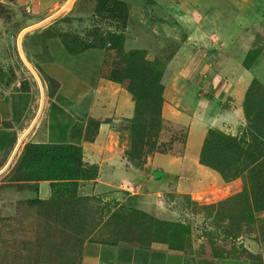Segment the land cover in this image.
I'll return each instance as SVG.
<instances>
[{
    "label": "rangeland",
    "instance_id": "1",
    "mask_svg": "<svg viewBox=\"0 0 264 264\" xmlns=\"http://www.w3.org/2000/svg\"><path fill=\"white\" fill-rule=\"evenodd\" d=\"M157 5L160 3L156 0H65L51 17H45L48 15L29 12L28 4L12 7L4 1L0 2V38L15 42L22 85H37V76L20 58L21 52L26 54L40 80L43 83L46 80L53 91L56 82L46 74L42 76L36 67L60 76V63L40 67L41 63L54 60L51 53L60 49V62L65 57L70 59L76 73L84 75L91 68L139 97L136 138L131 124L124 122L118 126L127 149L136 139V154L142 157L157 151L179 153L187 126L160 120L159 95L164 97L162 86L165 88L174 74L170 73L168 64L179 47L178 39L184 41L186 35L175 27L174 15L172 18L158 10L153 13ZM163 26L170 29L165 30ZM139 31L142 41L136 44ZM263 37L260 36L259 42L262 43ZM96 49V54L90 52ZM135 50L141 52L134 53ZM209 59L208 54L206 63ZM258 62L254 61L251 66L256 79L249 97L252 105H257L264 94V63ZM236 68H229L233 76L238 73ZM197 99L193 97L192 102L197 103ZM203 99V109L216 105V99ZM246 123L245 118L235 134L217 129L209 136L204 159L220 165L226 175V178L220 175L223 183H217L215 192L210 191L205 197L197 193L193 196L170 194V200L175 201L173 206L182 213L181 220L158 225L147 219L143 222L145 219H137L134 213L117 207L116 195H83L80 180L55 182L52 204H35L31 199L17 200L15 204L14 191L25 192L28 187L38 190L37 182L29 183L34 180L28 175L35 178L50 167V173L58 178H67L72 173L70 165L56 160L51 150L36 154L48 161L31 160V169L20 172L18 165L24 147L14 167L0 179V264H82V244H79L82 239H105L113 235L138 237L143 245L132 244L139 246H148L165 237L183 244L184 249H193V243H197V251L207 258V264H264V140L251 139L245 133ZM240 139L246 142L242 144ZM243 146L248 149L242 151ZM92 176L93 170L87 168L79 178ZM11 204L16 206V212ZM60 209L62 218L68 219L64 230L59 228ZM111 215L114 223L106 224ZM116 216H123V220ZM71 235L80 237V241L77 243Z\"/></svg>",
    "mask_w": 264,
    "mask_h": 264
},
{
    "label": "crops",
    "instance_id": "2",
    "mask_svg": "<svg viewBox=\"0 0 264 264\" xmlns=\"http://www.w3.org/2000/svg\"><path fill=\"white\" fill-rule=\"evenodd\" d=\"M4 1L12 7L28 4L32 14L51 17L65 0H0ZM156 1L160 5L153 13L158 10L172 18L174 15L175 27L186 35L184 41L178 39L179 47L170 58L168 67L174 74L165 85L162 107L166 120L187 126L183 152H154L142 166L134 165L128 160V144L119 129L136 114V103L128 90L91 68L84 75L76 73L70 59L60 62V49L51 53L54 60L40 67L60 63L63 76L36 67L42 76L56 82L53 91L46 80L43 83L36 76L37 85H22L15 42L5 37L0 38V179L14 167L28 143L77 144L82 146L84 162L98 168L96 178L80 180L83 195H116L119 208L126 205L176 222L182 213L173 206L170 194L205 197L215 192L217 183H223L216 170L201 162V153L210 129L235 134L245 122L244 101L254 75L244 62L256 47H261L264 59V40L259 42L264 36V0ZM139 32L136 44L142 41ZM97 50L90 52L96 54ZM20 58L23 60L21 53ZM230 66L237 67L236 75ZM193 97L198 98L197 103L192 102ZM206 97L216 99L213 108L203 109ZM90 121L99 124L88 140ZM37 188L14 191L15 204L17 200H48L52 196L49 180H39ZM10 207L16 212V206ZM197 246L193 243V249H184L162 241L139 246L88 240L82 247V264H207Z\"/></svg>",
    "mask_w": 264,
    "mask_h": 264
},
{
    "label": "trees",
    "instance_id": "3",
    "mask_svg": "<svg viewBox=\"0 0 264 264\" xmlns=\"http://www.w3.org/2000/svg\"><path fill=\"white\" fill-rule=\"evenodd\" d=\"M140 50H135L133 51L135 52H139ZM141 52V51H140ZM261 63H264V59L262 57V53H261V47H256L253 48L252 50H250L247 54V57L245 59V66L247 68L251 69V66L253 65L254 61ZM253 61V62H252ZM262 63V64H263ZM253 72V71H252ZM254 75V73H253ZM255 75H254V79L252 81V84L250 85L247 94H246V98L244 101V113H245V118H246V127H245V133L250 135L251 139H261L264 140V94L262 95V99L259 103H257V105H252L249 101V97L251 95V90L255 84ZM116 81V80H114ZM118 82V81H116ZM128 89V88H127ZM128 91L130 92V94L132 95L135 103H136V114L132 119L127 120L126 122H128V124H131V130L134 133V137L136 138V136L138 135V132L135 133V129L138 124L139 121V114H140V110H139V97H137L136 93H134L133 91H131L130 89H128ZM164 92V88L162 86V93ZM160 101H161V106H160V111H159V116L161 117L160 120H163V115H162V107H163V101H164V97L163 95H159ZM164 120H166L164 118ZM98 121H90V126L88 129V132L86 133V138L88 140H91L94 136V131L96 129V127L98 126ZM217 129H210L208 131L207 137H206V141L204 144V148L202 150L201 153V162L209 167H211L212 169L216 170L217 172L220 173V175H222L223 178H226V175L224 173V171L221 169L220 165L218 164H214L211 162H208L207 160L204 159V150L206 147V144L208 142L209 136L210 134ZM137 134V135H136ZM142 137L144 138V135H142ZM186 138H187V128H186V135H185V139H183V146H182V150L179 153L183 152V148H184V144L186 142ZM232 141L236 142L237 140L233 137H230ZM240 143H242V140H238ZM246 142V140L243 141L242 144H244ZM137 144V140L135 139V141L133 140L132 145L129 149L126 150V155L128 157V160L133 163L134 165L137 166H142L144 164V162L146 161V157L145 156H140L139 154H136V146ZM248 148H244V146L242 147V151L247 150ZM43 150H51L52 152H54V157H56V160L58 161H65L67 164L70 165V168L72 169V173L70 174V176H68L67 178H63V177H55L52 173H50L51 171V167L49 168L48 171L46 172H42L39 173V175L35 176V178L33 176H29L28 178L31 180H34L36 182H38L39 180H49L51 182V187H52V196L48 199V200H41V199H31L30 201L32 203H38V204H52L53 203V184L55 182H60V181H64V180H85V179H93L96 178L97 174H98V168L96 165H90L86 162H84L83 160V149L81 145H77V144H35V143H28L26 144L25 148H24V152L22 153L21 157H20V163L18 165V169L19 171H24L26 170V168H30L33 166L32 161L35 162H41V161H46V159H44V157H39L38 155H36L38 152L43 151ZM160 153H166V151H157ZM37 156V158L35 157ZM264 157V153L263 156ZM48 161V159H47ZM90 168L93 170V176L92 177H82L79 178L80 175H83L84 173V169ZM31 169V168H30ZM32 174V173H31ZM27 176V175H26ZM29 179H25V180H29ZM17 181V180H16ZM121 209H123L124 211H130V213H134L137 216V219H145L143 220V222H146V219L148 220V222H150L151 224H155L158 225L160 223L166 224V222H170V221H165V220H160L146 212L141 211L140 209L137 208H128L126 205H123L122 207H120ZM63 211L60 209V230H64L66 229L65 225H67V221L68 219L62 218ZM59 215V214H57ZM113 215V214H112ZM110 216V218L107 220L106 224L109 222L114 223L113 221V216ZM123 217V216H122ZM122 217L118 218V216H116V218L118 219H122ZM128 217V216H127ZM126 218V217H124ZM146 224V223H145ZM71 237H73L74 239H76V242L78 243V241H80V237H75L74 235H71ZM169 237V236H168ZM167 237H165L163 240H161L162 242L168 243L170 245V247L172 248H182L183 244L181 243H174L171 241V239H166ZM89 240H95V239H89ZM97 241L103 242V243H107V244H118L120 242H124V243H140L143 245V241L138 238V237H129V236H119V237H115L113 235L106 237L105 239H101V238H97ZM87 240L82 239L79 244L81 245V248L83 247L84 243ZM159 241V240H158Z\"/></svg>",
    "mask_w": 264,
    "mask_h": 264
},
{
    "label": "bare ground",
    "instance_id": "4",
    "mask_svg": "<svg viewBox=\"0 0 264 264\" xmlns=\"http://www.w3.org/2000/svg\"><path fill=\"white\" fill-rule=\"evenodd\" d=\"M70 1V0H69ZM66 3V2H65ZM65 6H67V4H65ZM18 44H20V41L18 42ZM20 47V45H19ZM22 58L24 60V62L27 64V66L34 72V74L37 76V78H39L36 70L34 69V67L28 62L27 58L25 57V55L23 54V52H21Z\"/></svg>",
    "mask_w": 264,
    "mask_h": 264
}]
</instances>
